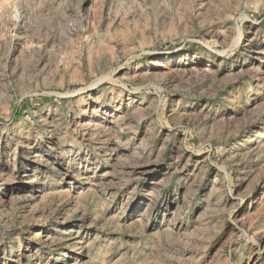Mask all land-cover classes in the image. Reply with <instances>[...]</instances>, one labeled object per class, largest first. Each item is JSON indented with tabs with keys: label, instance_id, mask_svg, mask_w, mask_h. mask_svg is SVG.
<instances>
[{
	"label": "rangeland",
	"instance_id": "rangeland-1",
	"mask_svg": "<svg viewBox=\"0 0 264 264\" xmlns=\"http://www.w3.org/2000/svg\"><path fill=\"white\" fill-rule=\"evenodd\" d=\"M0 264H264V0H0Z\"/></svg>",
	"mask_w": 264,
	"mask_h": 264
}]
</instances>
